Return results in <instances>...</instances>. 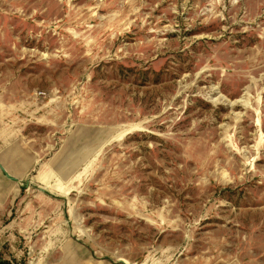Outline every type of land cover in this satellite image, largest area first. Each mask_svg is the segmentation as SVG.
Returning a JSON list of instances; mask_svg holds the SVG:
<instances>
[{"label": "rangeland", "instance_id": "rangeland-1", "mask_svg": "<svg viewBox=\"0 0 264 264\" xmlns=\"http://www.w3.org/2000/svg\"><path fill=\"white\" fill-rule=\"evenodd\" d=\"M0 164L9 264H264V0H0Z\"/></svg>", "mask_w": 264, "mask_h": 264}, {"label": "water", "instance_id": "water-1", "mask_svg": "<svg viewBox=\"0 0 264 264\" xmlns=\"http://www.w3.org/2000/svg\"><path fill=\"white\" fill-rule=\"evenodd\" d=\"M0 170L2 171V172H6L5 171V169H4V167L0 164ZM6 177H8L10 180H12V181H14V180H16V178L15 177H11V176H9L8 174H6Z\"/></svg>", "mask_w": 264, "mask_h": 264}, {"label": "trees", "instance_id": "trees-1", "mask_svg": "<svg viewBox=\"0 0 264 264\" xmlns=\"http://www.w3.org/2000/svg\"><path fill=\"white\" fill-rule=\"evenodd\" d=\"M0 264H9L6 261H4V260L1 259V254H0Z\"/></svg>", "mask_w": 264, "mask_h": 264}, {"label": "bare ground", "instance_id": "bare-ground-1", "mask_svg": "<svg viewBox=\"0 0 264 264\" xmlns=\"http://www.w3.org/2000/svg\"><path fill=\"white\" fill-rule=\"evenodd\" d=\"M234 103H237V101L236 102H234ZM233 104V103H232Z\"/></svg>", "mask_w": 264, "mask_h": 264}]
</instances>
